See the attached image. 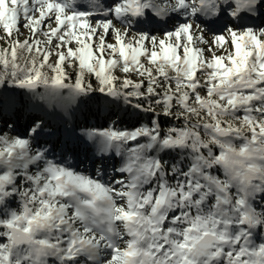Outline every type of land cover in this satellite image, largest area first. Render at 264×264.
<instances>
[{"label":"snow or ice","instance_id":"obj_1","mask_svg":"<svg viewBox=\"0 0 264 264\" xmlns=\"http://www.w3.org/2000/svg\"><path fill=\"white\" fill-rule=\"evenodd\" d=\"M0 264H264V0H0Z\"/></svg>","mask_w":264,"mask_h":264},{"label":"trees","instance_id":"obj_2","mask_svg":"<svg viewBox=\"0 0 264 264\" xmlns=\"http://www.w3.org/2000/svg\"><path fill=\"white\" fill-rule=\"evenodd\" d=\"M102 116V115H101ZM93 122H97L95 119L93 120ZM99 124L104 125V121L103 118L101 117V119L98 121Z\"/></svg>","mask_w":264,"mask_h":264},{"label":"rangeland","instance_id":"obj_3","mask_svg":"<svg viewBox=\"0 0 264 264\" xmlns=\"http://www.w3.org/2000/svg\"><path fill=\"white\" fill-rule=\"evenodd\" d=\"M103 115H104V113H102V116H101L102 118H103ZM21 123H23V121H21Z\"/></svg>","mask_w":264,"mask_h":264}]
</instances>
